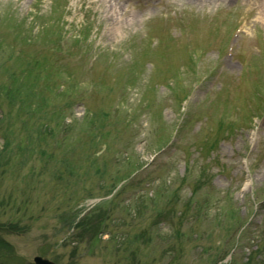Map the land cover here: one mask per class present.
<instances>
[{"label":"rangeland","instance_id":"rangeland-1","mask_svg":"<svg viewBox=\"0 0 264 264\" xmlns=\"http://www.w3.org/2000/svg\"><path fill=\"white\" fill-rule=\"evenodd\" d=\"M35 256L264 264V0H0V264Z\"/></svg>","mask_w":264,"mask_h":264},{"label":"trees","instance_id":"trees-1","mask_svg":"<svg viewBox=\"0 0 264 264\" xmlns=\"http://www.w3.org/2000/svg\"><path fill=\"white\" fill-rule=\"evenodd\" d=\"M86 220H87V219L82 220L80 223H78V224L76 225V228L79 227V228H81V230H82V227L84 226V223H85ZM96 228H97V225L94 224V225L92 226V228H91V231H89L90 236H92L91 233H92V234L95 233ZM258 249H259V248H258ZM253 262H254V259H253V258H249L248 261H247V264H252Z\"/></svg>","mask_w":264,"mask_h":264},{"label":"water","instance_id":"water-1","mask_svg":"<svg viewBox=\"0 0 264 264\" xmlns=\"http://www.w3.org/2000/svg\"><path fill=\"white\" fill-rule=\"evenodd\" d=\"M33 263L34 264H55L52 261L45 259V258H41L39 256H36L33 258Z\"/></svg>","mask_w":264,"mask_h":264}]
</instances>
